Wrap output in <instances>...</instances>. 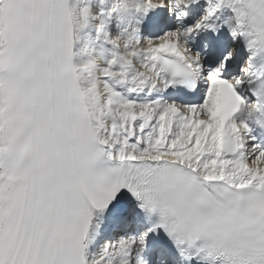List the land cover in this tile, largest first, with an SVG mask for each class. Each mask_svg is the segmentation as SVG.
Instances as JSON below:
<instances>
[{"label":"snow or ice","instance_id":"6c2138e0","mask_svg":"<svg viewBox=\"0 0 264 264\" xmlns=\"http://www.w3.org/2000/svg\"><path fill=\"white\" fill-rule=\"evenodd\" d=\"M0 264H264V0H0Z\"/></svg>","mask_w":264,"mask_h":264}]
</instances>
